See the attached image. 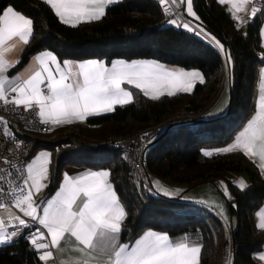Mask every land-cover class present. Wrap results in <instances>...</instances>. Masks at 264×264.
I'll use <instances>...</instances> for the list:
<instances>
[{"label":"trees","instance_id":"obj_1","mask_svg":"<svg viewBox=\"0 0 264 264\" xmlns=\"http://www.w3.org/2000/svg\"><path fill=\"white\" fill-rule=\"evenodd\" d=\"M194 1L199 21L211 39L215 37L214 44L172 25L155 0H122L109 6L101 20L77 27L62 23L44 0H0V14L11 7L33 20V38L11 72L37 53L50 51L59 62L93 58L107 62L149 60L196 69L204 77L191 93L153 100L137 89L135 101L109 114L31 134L27 160L39 151L51 154L46 197L57 190L67 166L109 170L127 213L122 223L123 243L133 242L146 230L172 237L198 234L200 264H226L227 251L231 264H261L256 256L264 250V230L255 225V213L264 204V174L241 151L211 156L204 152L232 142L255 111L260 69L264 67L260 37L264 10L244 28L235 25L226 5L218 0ZM226 79L230 89L228 111L221 117L205 118L218 101ZM149 129L154 130L145 150L147 184L137 186L122 150L104 141L110 136L135 135ZM241 174L247 176L248 186L240 189L230 183V197H226L237 222L229 232L220 217L204 204H187L180 198L151 191L150 178L156 176L187 189L212 185L222 193L219 181L227 175ZM0 264L44 263L23 236L0 248Z\"/></svg>","mask_w":264,"mask_h":264},{"label":"snow or ice","instance_id":"obj_2","mask_svg":"<svg viewBox=\"0 0 264 264\" xmlns=\"http://www.w3.org/2000/svg\"><path fill=\"white\" fill-rule=\"evenodd\" d=\"M55 10L62 23L77 27L80 23L99 21L106 15V8L119 0H44ZM219 3H232V12L244 10L248 0H218ZM191 0H187V11H191ZM258 9L251 8L255 16ZM233 16L240 20L239 16ZM172 23H175L173 20ZM188 28V25H184ZM17 38L27 45L33 38V20L9 7L0 14V74L14 67L4 59L7 51L5 45ZM215 40V37H212ZM216 44L223 49L219 41ZM39 70L27 80L12 83L6 76L0 75V100L14 103L31 111L35 104V113L42 124L63 125L76 120L83 121L91 115H99L115 110L117 105L123 106L133 102V93L122 85L127 84L139 89L145 96L158 100L162 96H173L179 92L189 93L194 81L204 82L198 71H171L159 62H125L114 61L107 66L102 61L79 62L75 65L64 61L63 67L57 57L50 51L40 53L35 58ZM231 57L229 56V60ZM19 61H17L18 63ZM54 66V67H52ZM73 67L77 69L73 72ZM5 84H11L10 90L18 93V98L6 96ZM2 119V118H0ZM7 124L6 121H4ZM241 151L249 158L259 156L260 167L264 169V68L260 69L258 95L255 112L247 121L243 130L234 138V142L224 148L216 149L219 153ZM211 156V151H205ZM51 163V154L41 152L27 164L28 177L19 186L15 206L20 208L24 216L32 218L47 229L51 237V245L59 248L65 234H70L83 248L80 251L95 250L106 257L105 264H200L201 246H190L188 237L173 242L168 234L152 230L144 232L131 243L117 244L122 231V222L127 213L121 204L116 191L109 183L110 171H85L73 177L65 173L62 186L54 197L43 201L45 206L40 209L34 206L33 189L38 192L42 180L47 179ZM158 183V182H156ZM239 187L247 185L240 182ZM83 198L82 207L73 210L78 199ZM27 204V207L23 205ZM42 211V215L38 213ZM259 217L257 228L264 230V208L256 214ZM19 226L30 228L24 219L15 217ZM17 232L7 233L0 220V243L14 237ZM32 244L37 250L49 248V244H37L36 238H43L44 233L36 228L32 234ZM90 253H86L89 255ZM46 251L40 257L47 260L52 257ZM258 258L264 261V253ZM87 264V261H85Z\"/></svg>","mask_w":264,"mask_h":264},{"label":"crops","instance_id":"obj_3","mask_svg":"<svg viewBox=\"0 0 264 264\" xmlns=\"http://www.w3.org/2000/svg\"><path fill=\"white\" fill-rule=\"evenodd\" d=\"M121 1L122 0H119V2L113 3L109 6L118 4ZM169 1H170V4L174 8H176L180 11L179 15H175L172 19H170V23L172 25L179 27V28H183V29L188 30V31L195 32L202 39H205L206 41L214 44L213 40L205 32L204 28L202 27V25L199 21V18L197 16V13L195 10V1L194 0H191V2L193 4V9H191V11L195 13L194 16L191 15L190 13L189 14L187 13V0H169ZM235 2L240 3V0H235ZM224 4L228 8V10L232 9V3L226 2ZM243 7H244V10H242V11L235 12V9H233L232 12H230V13H231L232 18H234L233 12H235V14H242L243 18H242L241 22H245V24H248L251 21H253V19L256 17L257 14L255 16L251 15V5H250L249 0H248V3L245 4ZM263 10H264V8H263ZM263 15H264V13H263ZM173 20L175 21V23H172ZM185 24L188 25V28L184 27ZM240 25H241V23H240ZM260 37H261L262 44L264 46V21H263V25L261 27ZM5 47L7 48V51L4 53V59L7 60L9 62V64H14V66H15L17 64V61L20 60L26 45L23 44V42L19 41L17 38H14L12 41H9L7 43V45H5ZM43 52H45V51H43ZM43 52H39L36 55H34L33 57H31L29 59V61L23 67H21L19 70L15 71V72H11L13 67H8L7 71L0 74V75L6 76L8 78V80L11 81L13 84L20 82L22 80H27L31 75L34 74L35 71L39 70V65L35 61L34 58ZM65 61H70V62H72L73 65H75L79 62L102 61L109 67L111 66L112 62H114V61H125L128 63H131V62H152L149 60L127 61V60H119V59L113 60L111 62H107L105 59H101V58L85 59V60H78V61H75V60H65ZM63 62H61L62 67H63ZM163 66L165 67V69L171 70V71L183 70L186 72H191V71L200 72L199 70H196V69L186 70V69H182V68H179L176 66H171V65H163ZM52 67H54V66H52ZM76 71H77V69L75 67H73V72H76ZM202 76H203V74H202ZM203 79H204V77H203ZM198 83H200L199 80L194 81V87L192 88L191 92L194 91L195 86ZM10 87H11V84H5L6 96H8V94L12 93L15 95V98H18V95H19L18 93H13L10 90H8V89H10ZM122 87H125L127 90H129L133 93V101H135L137 99V94H136L137 89H135L134 87L129 86L127 84L122 85ZM191 92H189V93H191ZM257 95H258V93H257ZM229 100H230V89H229V84L226 83L223 86V90L220 94L218 101L212 107V109L205 114V118L212 119V118H217V117H221V116L225 115L226 112L228 111ZM125 105H127V104H125ZM118 106H120V105H117L116 107H118ZM109 113H111V112L101 113L99 115H91V116L86 117V119L83 121L76 120V121L72 122V124L73 123H82V122H85L90 117L105 115V114H109ZM49 125H50L51 129L58 127V126H61V125H56L55 127H53L51 124H49ZM161 129H163V127ZM233 142H234V139L228 145L232 144ZM228 145H226V146H228ZM226 146H224V147H226ZM224 147H220V148H224ZM220 148H218V149H220ZM237 151H239V150H237ZM41 152H46V151L37 152L33 157H31L30 160H28L27 164L30 163L32 161V159L35 158V156H37ZM251 159L259 166L261 172L264 174V169H262L260 167L262 161L259 159V156H253V157H251ZM48 168L50 171V164L48 165ZM101 170H107V169L95 170V169H89V168H84V167L67 166L63 170L61 182H60V185L57 188V190L51 196L46 197L45 191H46L47 185L49 183V172H48L47 179H44L41 181V183L43 185H45V187H42L38 192H36V190L33 189V200L35 201L34 206L39 205V208L42 209L45 205L41 202L47 201L48 199L54 197L55 193L62 186V182L64 180L65 173H67L70 176L75 177L78 174L83 173L85 171H101ZM145 181H146V177H145ZM248 181L249 180H248L247 176H245L243 174H241V175H227V177L225 179H221L218 183L222 193L219 192L212 185H208V184L197 186V187H194L191 189H187L184 186H178L177 185L178 186L177 189L179 191H181V193L179 195H168V193H166L165 191H161L159 189L158 190L155 189V191L159 194L166 195L169 198L178 197L187 204H204L205 206H207L209 209H211L213 212H215L220 217V219L225 224L227 231L229 232L230 228H235L237 225L236 219L230 214L229 207H228V204L226 202V197L230 196V183H232L236 187L240 188L239 187L240 182H243L248 186ZM109 183L112 184L111 176H109ZM150 183H151V180H150ZM145 184H147V183H145ZM151 185H152V183H151ZM172 185H174V184H172ZM112 186H113V184H112ZM174 189H176V188H174ZM120 202H121V200H120ZM82 203H83V198L78 199L76 204L73 206V210H78L79 207H82ZM121 204H122V202H121ZM23 207L26 208L27 204L23 205ZM261 208H264V204L255 213V225L256 226L259 222V217L256 214L260 211ZM38 214L42 215V211H40ZM15 217H19L20 219H24V220L33 221L32 218L24 216L23 212L20 211V208L16 207L15 205L12 208H4V209L0 210V220L3 221V227H4V229H6V231L8 230V228L18 226V220H16ZM34 222H36V221H34ZM38 227H39L40 231L44 233V237L42 239L36 238L37 244L46 243V239L51 244V237H50V234H48L47 229H45L42 225H39V224H38ZM146 231H148V230H146ZM146 231H144V232H146ZM161 234H166V233H161ZM23 236H24V232L18 231L16 236L9 237L6 242L0 243V248L16 242L17 240H19ZM185 236L188 237V243L190 246H201V239H200V236L198 234H187V233H185V234H182V235H179L176 237H172L169 235V238L173 242H176L177 240H180V239L184 238ZM122 243L123 242L121 241V233H120L119 234V240L117 241V244H122ZM31 246H33L36 249V246L33 245L32 243H31ZM81 248H83V245H80L77 241H75L74 237H71L70 234L66 233L65 236L61 240L59 248L52 246L51 249L47 248V249H40V250L36 249V250L38 252H40V254H39L40 257L46 251H51L53 253L52 257H50L49 259H47V260L41 259L44 264H85V261H87V264H105L106 257L103 253H97L95 250H87V249H85L84 251H80ZM201 251H202V246H201ZM86 253H90V254L86 255ZM262 253H264V250ZM258 256L259 255L256 256L257 261H259V263H261V264H264V261L260 260L258 258ZM200 258H201V254H200ZM229 264H231V262Z\"/></svg>","mask_w":264,"mask_h":264},{"label":"built area","instance_id":"obj_4","mask_svg":"<svg viewBox=\"0 0 264 264\" xmlns=\"http://www.w3.org/2000/svg\"><path fill=\"white\" fill-rule=\"evenodd\" d=\"M160 6L164 18L172 19L179 15L180 11L174 8L169 0H155ZM251 8L258 9L256 14L262 12L264 0H249ZM228 83L226 79L225 84ZM10 99L14 94H8ZM38 111L34 104L31 111L16 106L14 103H5L0 100V210L12 208L15 205L16 196L19 195V186L27 179V162L31 148L28 136L34 133H45L51 130L49 124L40 123V117L35 113ZM7 122V124L4 123ZM154 129L143 130L135 135H115L106 138L104 143L115 146L122 150L123 159L131 168L132 179L137 186L145 183L144 166L146 164L145 150ZM211 210V209H210ZM212 213H215L211 210ZM216 214V213H215ZM30 228L15 226L8 228L7 233L24 232L25 239L31 244L33 233L38 227L37 222L25 220ZM49 244V248L52 246ZM230 263V251H227ZM40 254V252H39Z\"/></svg>","mask_w":264,"mask_h":264},{"label":"rangeland","instance_id":"obj_5","mask_svg":"<svg viewBox=\"0 0 264 264\" xmlns=\"http://www.w3.org/2000/svg\"><path fill=\"white\" fill-rule=\"evenodd\" d=\"M191 4H192V2H191ZM192 9H193V4H192ZM187 13L189 14L188 11H187ZM235 15L240 17V20H237V19L233 18V20L235 22V25L237 27H244V28H246L249 23L248 24H245V22H241L242 21V18H243V15L242 14H235ZM240 23H241V25H240ZM230 62L233 65V62H232L231 59H230ZM162 132H163V130L161 129L158 132L157 135L158 136L161 135ZM206 151H211L212 152V155L218 153L217 151L215 152L214 150H206ZM243 175H245V174H243ZM150 180H151V183H152V186H151V191L152 192H156L155 189H157V190L159 189L161 191H165L166 193H168V195H179L181 193V191H179L177 189L178 186H180V185H178V186L175 185V184L172 185V183H170L166 179H163V178H160V177H156V176H151V179ZM156 182H158V183H156ZM174 188H176V189H174ZM161 195H163V194H161ZM163 196H166V195H163ZM166 197H168V196H166ZM229 197L230 196H228V198ZM176 198H178V197H176ZM191 207H193V206H191Z\"/></svg>","mask_w":264,"mask_h":264}]
</instances>
